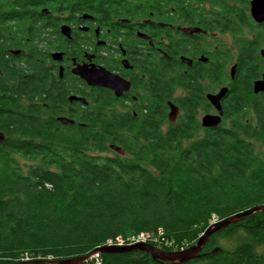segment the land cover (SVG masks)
Here are the masks:
<instances>
[{
  "label": "trees",
  "instance_id": "16d2710c",
  "mask_svg": "<svg viewBox=\"0 0 264 264\" xmlns=\"http://www.w3.org/2000/svg\"><path fill=\"white\" fill-rule=\"evenodd\" d=\"M249 3L0 0V131L5 134L0 140V262L82 256L109 239L143 232L175 244L164 249H181L197 242L214 218L264 205V91L253 89L264 75V21L253 20ZM78 14L91 15L118 36L132 26H151L149 32L163 28L168 39L158 44L166 65L183 64L180 55H210L195 61L194 74L214 82L227 75L233 54L222 44L208 49V37L216 31L231 34L237 66L221 102L222 122L202 126L199 110L210 103L208 87L198 84L193 91L187 83L188 93L176 98L174 93H137V99L129 93H77L79 84L76 93H71L74 85L70 93H49L59 80L49 65L52 48L63 50L69 61L84 53L81 45H73L78 33L69 40L59 30ZM180 26L206 33L189 35ZM186 76L172 73L167 88L170 82L184 83ZM70 95H82L88 103L69 101ZM169 101L181 108L174 121ZM61 115L74 122L62 123ZM238 232L264 243V212L217 231L199 256L183 263L135 250L104 252L99 261L81 264H264V250L256 251L249 241L232 250L216 245L217 236Z\"/></svg>",
  "mask_w": 264,
  "mask_h": 264
},
{
  "label": "flooded vegetation",
  "instance_id": "af4514ba",
  "mask_svg": "<svg viewBox=\"0 0 264 264\" xmlns=\"http://www.w3.org/2000/svg\"><path fill=\"white\" fill-rule=\"evenodd\" d=\"M76 18L77 19L71 23H62L59 30L60 34L69 40L78 33V39L73 45H81L84 53L82 56L80 55L78 59L72 57L69 61L64 51L59 49L58 51L63 52V60L59 62L51 57L54 62H50L49 65L53 68L54 74L55 72L59 73V80H56V83H51L52 86L49 93H70L68 89L71 85H74V92L71 93H76L75 88L77 84H79L77 93H116L113 89L108 87L89 85L86 81L73 74L72 68L75 66V63L93 64L97 68L104 67L108 71L120 76L129 82V88L123 90L122 93H129V97H135L136 99L138 97L137 93L140 95L143 93H174L173 98H176L179 95H177V93H188L185 87L187 83H189L193 91L194 84H198V86L203 85L205 87L209 86L210 88L212 87L211 83L221 84L222 79L215 83L211 78H200L199 75L194 74L195 61L200 60L202 56L209 58L210 55L202 54L197 58L194 57V54L185 56L192 59V64L184 62L181 59L182 55H180L179 59L183 64L179 65L174 62L172 67L169 65L167 66L166 58H163L165 56L164 49L158 44L161 42L164 43L168 39L167 30L165 31L163 28L155 27L156 29H152L155 31L149 32V27L151 26H145L143 28L132 26L131 28H123L119 33L121 35L118 36V33L113 30L112 27H102L99 21L94 20L89 14H78ZM144 22L149 25L153 23V20L150 21L149 19H145ZM63 24L71 28V36L68 37L62 33L61 26ZM139 33L147 35L152 41L140 36ZM187 39L189 38L187 37ZM60 65H63L62 74L60 73ZM234 65H236V63H234L233 66ZM189 67H191V73L188 74ZM174 72L180 73V75L181 72H184L187 75L186 81L184 83L180 81L176 85L170 82L167 88V77L170 78V75ZM230 75L232 78L233 76L231 73ZM76 78H79V82ZM224 87H228L229 90L228 83H226V85H220L214 91H206L205 93H218ZM79 96L84 97L82 95ZM126 103L132 105L131 100H126ZM173 103L176 104L179 109L178 103L174 101Z\"/></svg>",
  "mask_w": 264,
  "mask_h": 264
},
{
  "label": "water",
  "instance_id": "95a60500",
  "mask_svg": "<svg viewBox=\"0 0 264 264\" xmlns=\"http://www.w3.org/2000/svg\"><path fill=\"white\" fill-rule=\"evenodd\" d=\"M250 14L253 20L256 23H262L264 21V0H250ZM182 32L186 34H194V33H206L201 27H187V26H180L178 28ZM61 31L66 36H71V28L63 24L61 26ZM140 36L144 38H148L150 41L152 39L145 34L139 33ZM261 55L264 57V48L260 50ZM51 57L61 62L63 60V52L55 51L51 53ZM181 59L188 64H192V59L187 58L185 56H181ZM208 58L202 56V61H207ZM127 62V61H124ZM236 65H234L231 69V74L234 76ZM63 72V65H60V73ZM72 73L77 75L79 78L86 81L87 84L92 86H104L113 89L116 93V96L120 97L124 93L123 90L129 88V82L125 79L121 78L120 76L108 71L104 67L97 68L95 65H88V64H79L75 63V66L72 68ZM253 89L255 93L264 91V75L262 78H259L254 81ZM228 91V87L222 88L218 93H207L206 98L210 104H212L215 109L217 110L216 114L206 113L203 115L201 119V124L204 127H214L217 126L222 122V117L224 114L223 106H222V99L225 96L226 92ZM70 101H81L82 103H88L86 98L78 96V95H71L69 97ZM170 112H169V119L174 121L176 118V114L178 112V106L173 102H169ZM58 120L62 123H73L74 120L66 117V116H59ZM5 138V134L0 131V140ZM111 148H113L117 153H124L122 147L112 144ZM264 212V205H257L245 211L236 213L231 215L227 218L215 221L211 223L207 229L202 233L193 245L181 248L179 250H164L158 248L148 242L145 241H137L130 244H112V245H102L96 247L93 251L88 254L82 256H75L70 258L64 259H38L34 261H23L19 263H2L0 264H31V263H47V264H81L86 261L93 259L94 257L100 256L104 252L108 253H121V252H129L140 250L147 252L151 255L152 258L156 260H160L163 262H170V263H183L190 259H193L200 255L201 251L203 250L205 244L210 239V237L216 233L217 231L221 230L222 228L228 226L229 224L238 222L244 219L246 216L254 213V212ZM218 250V247L216 248Z\"/></svg>",
  "mask_w": 264,
  "mask_h": 264
},
{
  "label": "rangeland",
  "instance_id": "374dc122",
  "mask_svg": "<svg viewBox=\"0 0 264 264\" xmlns=\"http://www.w3.org/2000/svg\"><path fill=\"white\" fill-rule=\"evenodd\" d=\"M249 7H250V3H249ZM250 12V10H249ZM176 23V26L179 25L178 22H175ZM178 29V28H177ZM243 29H245V31H247V34L251 35V29L248 28V27H243ZM171 36H176L179 38V34L177 32H171ZM212 36L208 37V45L207 48L208 49H211L213 48L215 45L218 46V44H222V45H225V47L227 49H229L231 51V53L233 54L232 58V62H228L227 65H226V73L227 75H223L222 76V80H221V84H212V87L210 88L209 86H206L208 87V90L206 91H214L215 89H217V87H219L220 85H226V83H228L229 81V75L231 73V67L233 66L234 62H235V58H236V55H235V48H234V43H233V36L229 33H221V32H218L216 31L215 33H211ZM52 38V42L53 43H56L54 39L55 36H51ZM49 48V47H48ZM51 49V48H49ZM59 49H53L52 48V52H55V51H58ZM217 83V82H215ZM178 94H181V93H177ZM184 94V93H182ZM210 107H208V109H205L204 107L200 108L199 110V120L202 119L203 115L206 114V113H216V109L211 105L209 104ZM171 110H169L170 112ZM181 111V108L179 106V109H178V112L176 114V117L179 115ZM169 115V113H168ZM176 119V118H175ZM112 149V148H111ZM111 153V152H109ZM21 164L24 165L25 164V161L23 159L20 160ZM213 221H217V218H214L212 220ZM164 241V242H162ZM215 241H216V245L219 246V247H223L225 249H229V250H232L234 248L237 247V245H239L241 242H247L249 241V243H252L254 249L258 252L260 251H263L264 250V243H261L260 241L258 240H253V239H250V237L244 233V232H238L232 236H217L215 238ZM120 243L119 244H130V243H133V242H136L135 240H133V235L132 236H128L127 238L125 239H121L119 241ZM145 242H148L158 248H161V249H164L162 248V246H167V247H173L175 244L169 240H164L160 237H156V236H153L150 234V237L148 239H146ZM164 250H167V249H164ZM175 250H179V249H175ZM96 258L97 261H99V256L97 257H94Z\"/></svg>",
  "mask_w": 264,
  "mask_h": 264
},
{
  "label": "built area",
  "instance_id": "2783aa9c",
  "mask_svg": "<svg viewBox=\"0 0 264 264\" xmlns=\"http://www.w3.org/2000/svg\"><path fill=\"white\" fill-rule=\"evenodd\" d=\"M215 222V221H213ZM150 237V234L149 233H139L138 235L136 236H133V240H135L136 242L137 241H146V239H148ZM122 239V237H117V239L114 241L113 239H109L107 241V245H112V244H119L120 240ZM24 259H28L27 257L24 258Z\"/></svg>",
  "mask_w": 264,
  "mask_h": 264
},
{
  "label": "clouds",
  "instance_id": "9594fccd",
  "mask_svg": "<svg viewBox=\"0 0 264 264\" xmlns=\"http://www.w3.org/2000/svg\"><path fill=\"white\" fill-rule=\"evenodd\" d=\"M213 223V222H212Z\"/></svg>",
  "mask_w": 264,
  "mask_h": 264
}]
</instances>
